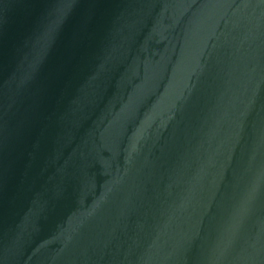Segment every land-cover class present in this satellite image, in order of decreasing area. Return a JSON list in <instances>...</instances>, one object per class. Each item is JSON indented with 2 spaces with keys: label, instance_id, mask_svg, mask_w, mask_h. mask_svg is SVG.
<instances>
[{
  "label": "water",
  "instance_id": "1",
  "mask_svg": "<svg viewBox=\"0 0 264 264\" xmlns=\"http://www.w3.org/2000/svg\"><path fill=\"white\" fill-rule=\"evenodd\" d=\"M0 264H264V0H0Z\"/></svg>",
  "mask_w": 264,
  "mask_h": 264
}]
</instances>
